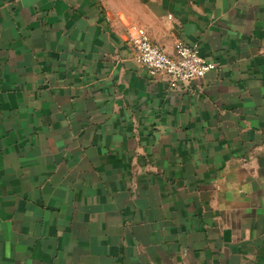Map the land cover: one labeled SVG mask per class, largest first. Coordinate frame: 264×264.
Wrapping results in <instances>:
<instances>
[{"label": "crops", "instance_id": "crops-1", "mask_svg": "<svg viewBox=\"0 0 264 264\" xmlns=\"http://www.w3.org/2000/svg\"><path fill=\"white\" fill-rule=\"evenodd\" d=\"M0 264H264V0H0Z\"/></svg>", "mask_w": 264, "mask_h": 264}, {"label": "built area", "instance_id": "built-area-1", "mask_svg": "<svg viewBox=\"0 0 264 264\" xmlns=\"http://www.w3.org/2000/svg\"><path fill=\"white\" fill-rule=\"evenodd\" d=\"M132 42L135 50L134 59L152 77L164 75L173 83H187L216 67L214 62L199 54L196 44L179 42L174 53L170 55L152 43L143 32H139Z\"/></svg>", "mask_w": 264, "mask_h": 264}]
</instances>
